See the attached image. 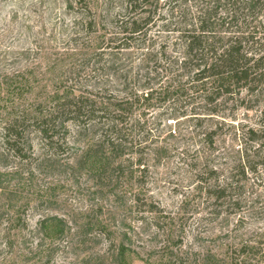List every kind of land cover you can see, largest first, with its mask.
Segmentation results:
<instances>
[{"label": "trees", "instance_id": "1", "mask_svg": "<svg viewBox=\"0 0 264 264\" xmlns=\"http://www.w3.org/2000/svg\"><path fill=\"white\" fill-rule=\"evenodd\" d=\"M78 3L89 15V29L97 30L89 4ZM120 4L126 14L113 17L117 31L106 32L107 47L88 53V60H95L96 67L109 52L121 90L97 93L58 86L48 98L30 102L14 93L5 99V86L12 85L0 81V155L18 161L0 173V264H196L193 251L181 247L180 211H164L149 192L150 151L163 133L172 135L165 130L171 119L188 116L185 108H191L196 128L203 131L218 107L229 102L247 110L262 107L254 127H229L239 141L230 151L217 143L225 120L221 127L201 131V144L185 173L190 202L207 217L228 222L246 207L248 182L255 177V185L264 184V0ZM68 8L74 9L72 3ZM154 28L160 43L149 36ZM134 44L144 49L135 78L129 79L131 71L117 59ZM101 66L95 71L107 70ZM164 71L168 82L158 86ZM54 173L65 181L52 182ZM82 179L89 187L80 189ZM59 183L75 189L89 205L60 201ZM161 219L168 221V240L151 251L144 235L150 227L157 229ZM244 224L240 217L227 231L233 243L226 245L231 251L226 264H264V231L245 237L240 232Z\"/></svg>", "mask_w": 264, "mask_h": 264}, {"label": "rangeland", "instance_id": "2", "mask_svg": "<svg viewBox=\"0 0 264 264\" xmlns=\"http://www.w3.org/2000/svg\"><path fill=\"white\" fill-rule=\"evenodd\" d=\"M85 1L93 12L91 16L95 18L97 30L89 29L87 23L89 15L84 13V10H80L84 5L78 3V0H0V81L9 83L8 87L12 85L8 90L5 86V99H10L12 93L15 97L30 102L46 99L58 86L97 93L106 89H113V91L122 89V84L116 82V77L110 70V63L114 59H110L109 52L104 53L106 55L102 58L97 57L99 64L96 67L95 60L91 62L88 60V53L100 52L107 47L106 39L109 33L106 32L117 31L113 17L116 14H120V17L126 14L122 10L121 0ZM69 3H72L73 10L68 8ZM157 30L154 28L149 36H156L160 43L162 39H158ZM158 47L155 46L156 51H159ZM143 49L144 46L134 44L132 49L121 53L123 55H118V65L132 73L129 79L135 78V73L141 65L142 52L140 51ZM145 52L150 51L146 49ZM101 65H104L107 70L95 71L96 68L103 67ZM152 77L154 73L150 78ZM160 78L158 86L168 82L165 71L161 72ZM242 97L247 100L250 98L247 93H244ZM235 104L236 102L232 101L226 106L218 107L217 115L205 124L203 130L221 127V121L225 120L226 126L224 125L223 130L218 132L220 134L217 137V143L220 147H226L228 151L239 142L229 127L236 129L242 126L254 127L261 119V106L255 105L247 110L246 106ZM190 110V107L183 109L182 112L188 115L186 117L173 118L169 123L164 121V125L168 123L165 130L172 131V135L169 133L164 135L162 127L158 128L163 133V137L160 142L155 143L148 156L152 165L149 192L164 211L172 213L180 211V218L176 224L179 228L178 235L182 238L181 247L183 250L193 251L195 254L193 262L226 264V259L231 253L226 245L228 242L233 243L227 237V231L234 229L240 217L245 222L240 231L245 237L264 231V184L262 186L260 184V187L255 185L254 180L257 182L255 177L248 182L244 193L248 201L246 207L240 216H233L228 222L222 218L207 217L202 208H197L196 204L190 202L192 190L185 173L188 169L187 164L193 159L192 156L196 155L195 151L199 149L196 144L200 145L202 141V130L196 128L197 119L189 113ZM176 113L180 114L179 111ZM170 115L171 112L166 114V116ZM153 130L157 136V129ZM34 147L36 153L41 154L37 141L34 142ZM159 147L166 148L167 152H162ZM154 149L159 150L160 153L156 154L157 150ZM1 153H3L2 150ZM156 155L159 157L157 162ZM3 156L0 155V173L10 171L18 163L13 158L7 159ZM220 161L222 160L216 163ZM55 179H63V182L66 177L54 173L50 176V180L57 184ZM59 184L61 186L56 193L60 201L74 207L89 205L86 200L77 198L75 189L69 186L64 188L62 183ZM80 185V189L89 187L84 179ZM184 205L185 208L182 210ZM252 205L254 208H251ZM161 215L164 216V213ZM37 219L38 217L34 218L32 224H35ZM167 229L168 221L165 219H161L157 229L150 227L144 235L146 247L151 251L157 249L159 251L161 247H164L168 240ZM156 234L157 239H155ZM145 258L148 259V256ZM133 262L144 264L138 260Z\"/></svg>", "mask_w": 264, "mask_h": 264}]
</instances>
